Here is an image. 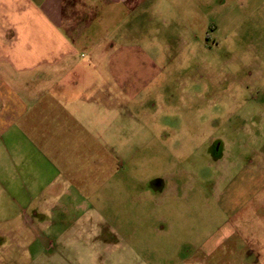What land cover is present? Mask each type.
Returning a JSON list of instances; mask_svg holds the SVG:
<instances>
[{
  "label": "rangeland",
  "instance_id": "1",
  "mask_svg": "<svg viewBox=\"0 0 264 264\" xmlns=\"http://www.w3.org/2000/svg\"><path fill=\"white\" fill-rule=\"evenodd\" d=\"M145 9L141 50L158 73L135 99L103 82L93 105L69 109L77 118L95 107L98 125L52 130L45 117L34 135L46 191L28 215L49 224L35 227L39 243L18 244L16 263L0 242V264L256 263L202 249L226 221L217 200L227 175L264 142V0H148Z\"/></svg>",
  "mask_w": 264,
  "mask_h": 264
},
{
  "label": "crops",
  "instance_id": "2",
  "mask_svg": "<svg viewBox=\"0 0 264 264\" xmlns=\"http://www.w3.org/2000/svg\"><path fill=\"white\" fill-rule=\"evenodd\" d=\"M147 2L0 0V242L7 243V260L16 263L21 258L18 244L39 243L35 227L49 224L37 218L34 227L28 215L40 210L33 201L46 191L37 187L34 135H40L45 117L52 130H67L72 120L76 128L83 122L98 125L102 117L95 107L79 111L77 118L69 109L93 105L103 82L111 91L122 87L126 97L135 99L158 73L153 57L141 50L148 41L149 26L143 22ZM255 145L241 172L226 177L217 200L226 221L205 243L206 258H254L256 263L249 264H264V142Z\"/></svg>",
  "mask_w": 264,
  "mask_h": 264
}]
</instances>
